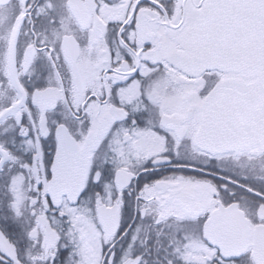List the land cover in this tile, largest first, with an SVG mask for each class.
Segmentation results:
<instances>
[{
  "label": "snow or ice",
  "instance_id": "6c2138e0",
  "mask_svg": "<svg viewBox=\"0 0 264 264\" xmlns=\"http://www.w3.org/2000/svg\"><path fill=\"white\" fill-rule=\"evenodd\" d=\"M0 264H264V0H0Z\"/></svg>",
  "mask_w": 264,
  "mask_h": 264
}]
</instances>
